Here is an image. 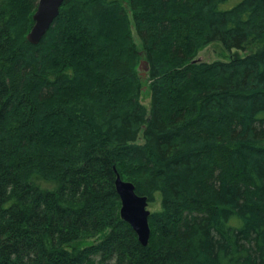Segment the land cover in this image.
<instances>
[{"label":"trees","instance_id":"trees-1","mask_svg":"<svg viewBox=\"0 0 264 264\" xmlns=\"http://www.w3.org/2000/svg\"><path fill=\"white\" fill-rule=\"evenodd\" d=\"M37 6L0 0V264H264V0H65L32 43Z\"/></svg>","mask_w":264,"mask_h":264},{"label":"water","instance_id":"water-1","mask_svg":"<svg viewBox=\"0 0 264 264\" xmlns=\"http://www.w3.org/2000/svg\"><path fill=\"white\" fill-rule=\"evenodd\" d=\"M65 0H39L34 14L35 24L28 33L32 43H38L57 18ZM116 188L121 198L120 213L136 231L139 241L148 245L151 236L149 199L136 192L135 184L124 180L120 175L116 179Z\"/></svg>","mask_w":264,"mask_h":264},{"label":"rangeland","instance_id":"rangeland-1","mask_svg":"<svg viewBox=\"0 0 264 264\" xmlns=\"http://www.w3.org/2000/svg\"><path fill=\"white\" fill-rule=\"evenodd\" d=\"M38 2H39V0H38ZM129 13L132 14L133 11L130 9ZM116 20L117 19H115V17H112L110 21L115 22ZM131 25H132L135 41L139 45L138 50H140V51H138V55H139L138 60L137 61L133 60V62L134 61L137 62L136 66H137L138 70L142 74H144V73H146V71L149 68L148 67L149 62H148V58H147V53L145 50L143 51L142 45L140 46V40H139L137 31L135 30V27H136L135 23L132 22ZM110 27H111V24H104V29L110 30L111 29ZM139 52H141V53H139ZM246 53H248V50L243 51V50H239V49H234L232 51H229V50L225 49V47L223 46V44L221 42L215 41V42H212V43L204 46L202 49H200L196 58L204 60V61H213V60H217V59L229 60L233 55H244ZM99 73H101V72L96 70V74H99ZM90 80H92L91 82H93L92 75L90 77ZM141 99L146 105H148V106L150 105V94L149 93H144L142 95ZM159 208H160V196H158V199L156 202H150L149 203V209L151 210V212H153L154 210H157ZM88 240H89L88 238L83 239L82 243H85Z\"/></svg>","mask_w":264,"mask_h":264},{"label":"bare ground","instance_id":"bare-ground-1","mask_svg":"<svg viewBox=\"0 0 264 264\" xmlns=\"http://www.w3.org/2000/svg\"><path fill=\"white\" fill-rule=\"evenodd\" d=\"M64 2H65V1H64ZM64 2H63V3H64ZM62 5H63V4H62ZM60 9H61V7H60ZM36 11H37V9H36ZM36 11H35V12H36ZM59 13H60V12H59ZM34 14H35V13H34ZM58 15H59V14H58ZM34 24H35V20H34ZM27 38H28V35H27ZM28 40H29V38H28ZM144 74H145V73H144ZM127 181H128V180H127Z\"/></svg>","mask_w":264,"mask_h":264}]
</instances>
